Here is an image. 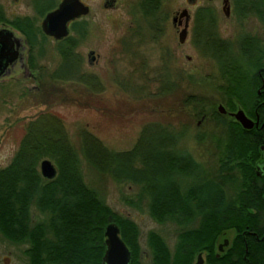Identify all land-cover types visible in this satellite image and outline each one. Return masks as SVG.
Here are the masks:
<instances>
[{"label":"trees","instance_id":"trees-1","mask_svg":"<svg viewBox=\"0 0 264 264\" xmlns=\"http://www.w3.org/2000/svg\"><path fill=\"white\" fill-rule=\"evenodd\" d=\"M235 4L243 13L256 14L264 25V0H235ZM209 13V17L200 19H208V27L200 22L194 27L199 31L194 46L220 71L224 82L219 90L226 109L240 107L253 116L252 103L258 97L259 85L256 72L264 67V44L250 35H240L233 42L223 39L214 24V12L210 9ZM56 50L65 59L60 69L72 67L68 46L57 45ZM46 76L50 80L77 81V76L57 71ZM140 78L145 83L143 88L137 83L130 87L138 90V97L148 95L144 88L153 81L148 74ZM79 80L90 91L103 90L94 75L83 74ZM182 102L175 112L184 114L191 105L186 110V122L174 127L158 121L145 123L132 147L123 151L108 148L85 126L78 127L76 144L63 120L47 111L50 108L30 118L13 157L0 168L2 236L11 243L28 244L24 251L27 264H101L103 230L107 223L115 222L131 252L130 264H142L137 224L113 211L85 181L83 162L101 177L107 175L117 183L136 186L135 205L146 204L149 215L158 223L173 222L185 229L196 214L199 216L198 230L179 234L174 255L164 238L150 231L147 246L151 264H188L190 241L201 245L203 239L211 249L223 229L256 227L253 222L258 219L244 214L264 213V169L257 167L264 136L256 128L241 127L215 105L207 106L203 96L194 94ZM201 115L221 125L223 134L196 130L193 121ZM188 133L198 142L210 138L216 166L213 171L182 144ZM46 158L58 169L51 180L43 178L38 169L39 162ZM34 210L40 218H35Z\"/></svg>","mask_w":264,"mask_h":264},{"label":"flooded vegetation","instance_id":"flooded-vegetation-1","mask_svg":"<svg viewBox=\"0 0 264 264\" xmlns=\"http://www.w3.org/2000/svg\"><path fill=\"white\" fill-rule=\"evenodd\" d=\"M64 1L0 0V66L4 65L3 70L0 72V79L12 77L19 72L39 84H44L43 77L48 72L50 74L57 71L62 75L77 76V82L82 85L84 84L79 79L83 74L94 75L100 80L98 73L93 70V67L101 59L100 54L97 53L95 48H90L87 52L83 49L84 44L87 42L90 46V39L98 34V15L94 9L98 1L77 0V2L88 8V12L69 18L66 21L67 35L57 38L44 31L43 23L48 14L59 9ZM165 1L168 0H100L98 3L105 12L106 10H120L121 18H124L121 24L122 28H120L123 32L115 45L111 42L107 56L110 70L114 71V76H121V79L122 76L126 77L122 79L123 89L134 86L136 82L137 87L143 88L145 83L140 80V77L152 74V83L155 85L159 99L177 92L176 90L180 87L179 79L183 76V70L181 72L176 67L178 47L184 45L188 40L194 45L195 37L199 34V31L196 32L194 27L199 22V25L208 27V19L203 21L200 19L205 16L209 17L210 9L214 12V24L218 28L219 34L221 21L231 18L237 20L239 29H237L234 39L222 37L220 34L223 39H229L233 42L240 35H250L258 39L260 44H264L263 21L258 19L257 15L251 11L243 13L241 8L236 9L235 0H228V13L223 9L224 0H221L222 13H217L216 9L210 6V3L217 0H207L208 5H198V0H186L187 7L175 6L170 9L164 4ZM68 2L72 11H75L76 0H68ZM251 20H255V25H253L254 23L248 25ZM50 22L54 25L55 30L61 26L62 18L59 16ZM183 29L185 30V36L183 42H180V33ZM96 40L94 39L95 42ZM49 43H54L55 48L57 45H63L64 48L68 46L69 58H72L70 64L72 67L60 69L59 65L65 59L57 51L59 63L54 68H48L44 63H41L46 59L47 44ZM2 44L3 50L1 52ZM153 54L155 56L152 63ZM186 58L190 59L191 57L186 55ZM113 61H115L114 64ZM85 64L89 67H85ZM214 72L216 73H208L207 76L213 75L211 78L216 76L213 80L219 82V85L215 87L220 92L219 89L224 80L217 67ZM256 73L259 76V85L256 88L258 97L252 103V113L254 115L244 112L255 122L252 128L260 130V135L263 137L264 67H260ZM192 74L189 71L186 72L185 78H192ZM132 80L135 81L133 85L131 84ZM32 86L28 87L27 90L30 91L34 87ZM35 87L39 88L36 85ZM84 87L87 86L84 85ZM191 95H194V93L187 94L183 99L180 98L178 102L182 104V101ZM219 104L222 103L218 102L216 108ZM172 108L174 107L170 105L164 113L170 112ZM232 111L226 109V112L222 114L234 119L229 114ZM203 120L204 116L201 115L196 119L195 125L200 126ZM260 149L258 170L264 169V145H260ZM257 173L260 175V171H257ZM244 215L258 219L253 222L256 227L252 229L249 226L241 229H223L216 235L211 249L209 243L203 239L201 245H194L195 243L190 241L188 245V264H264V213L253 211ZM199 225L200 219L197 214L188 223L189 228L181 229L177 225V233L171 249L172 255L176 252L179 234L185 231L198 230ZM147 264H151V260Z\"/></svg>","mask_w":264,"mask_h":264},{"label":"rangeland","instance_id":"rangeland-1","mask_svg":"<svg viewBox=\"0 0 264 264\" xmlns=\"http://www.w3.org/2000/svg\"><path fill=\"white\" fill-rule=\"evenodd\" d=\"M96 1L100 2V0ZM198 1V5L209 4L207 0ZM98 3L94 4L98 15V34L90 39V46L86 42L83 49L87 52L90 48H95L100 54L101 59L93 67V70L98 73L103 90L94 93L77 81L50 80L46 75L43 77L44 84H39L19 72L12 77L0 79V168L10 162L17 150L25 133L26 122L38 113L45 111L46 108H50L47 111L63 120L71 139L76 144L79 142L76 135L77 129L80 126H85L108 148L123 151L132 147L145 123L158 121L165 125L176 126L180 121L186 122L188 119L186 110L191 105L181 115L176 114L175 107L180 108L183 105L178 101L187 94L194 93L205 97L207 106H216L218 102L222 103L223 96L215 87L219 85V82L213 80L216 76L213 78H211L213 75L207 76L208 73H216L214 72L216 71L214 61L202 55L190 40L178 47L176 67L181 72L183 70V76L179 79L180 87L176 90L177 92L159 99L152 82L144 88L148 95L140 97H138V90L123 89L122 79L126 77L122 76L121 79V76H114V71L110 70L107 56L111 42L115 45L123 32L120 28H122L121 24L124 18H121L120 10H106L105 12ZM164 4L169 9L175 6H188L186 0H168ZM210 4L217 13H222L221 0ZM255 23V20H251L248 25H255ZM238 26L235 18L224 19L219 26L221 36L234 39L237 29H239ZM94 39H97L96 42ZM47 49L46 59L41 63H44L48 68H54L59 63L55 44H47ZM186 55L191 58L187 59ZM154 56L155 54L152 55V63ZM114 63L115 61H113ZM85 67L89 66L85 64ZM188 71L193 74L192 78L186 79L185 75ZM70 76L74 77V75ZM148 76L151 77L152 74ZM132 82L135 81L132 80ZM30 86L33 88L28 91L27 88ZM170 105L174 107L173 111L171 109L165 114V110ZM196 119L193 121V127L196 130L213 132L217 136L223 134L222 126L215 120L204 119L200 126H196ZM182 144L186 145L195 158L201 161L207 169L211 171L215 169V161L212 157L213 144L210 138L198 142L188 133L182 139ZM82 172L85 181L100 193L113 211L127 216L137 224L140 231V262L142 264H147L151 260L147 246V235L150 231L161 235L170 250L172 249L177 225L173 222L158 223L149 215L146 204L142 203L139 207L136 206L134 202L135 194L138 191L136 186L130 183H117L107 175L101 177L91 171L84 162L82 163ZM228 189L230 190V188ZM229 190L228 194L231 193ZM33 215L35 218H40L39 213L35 210ZM27 247L26 243L9 242L0 233V264H27L28 256L24 253Z\"/></svg>","mask_w":264,"mask_h":264},{"label":"water","instance_id":"water-1","mask_svg":"<svg viewBox=\"0 0 264 264\" xmlns=\"http://www.w3.org/2000/svg\"><path fill=\"white\" fill-rule=\"evenodd\" d=\"M68 0H65L60 8L51 12L46 17V20L43 23L44 31L49 35H54L57 38H61L67 35L68 29L66 26V21L69 18H73L74 16L79 15L80 13H87L88 8L83 4L77 2L75 4V11H72L68 4ZM223 9H225L226 13H228L229 7L227 5L228 0H224ZM62 18L61 26L54 30V25L50 24L51 20L57 18ZM49 21V22H48ZM185 36V30L183 29L180 33V42H183V38ZM3 48V44L1 46V52ZM4 65L0 66V72L3 70ZM217 110L220 113H225L226 109L222 104L217 106ZM231 116L234 117L236 121H238L241 126L245 129H250L254 125V121L249 118L242 108H238L235 111L229 112ZM39 171L43 178L51 180L56 177L58 173V169L56 165L49 159H42L39 163ZM103 235L105 237L104 244L105 249L101 259V264H129L131 260V252L128 246L120 237V228L115 222H109L105 225L103 230Z\"/></svg>","mask_w":264,"mask_h":264},{"label":"bare ground","instance_id":"bare-ground-1","mask_svg":"<svg viewBox=\"0 0 264 264\" xmlns=\"http://www.w3.org/2000/svg\"><path fill=\"white\" fill-rule=\"evenodd\" d=\"M46 159H48V158H46ZM49 160H51V159H49ZM52 161V160H51ZM53 162V161H52ZM54 163V162H53ZM55 164V163H54ZM118 225V224H117ZM122 239V238H121ZM131 261V260H130ZM130 264V263H129Z\"/></svg>","mask_w":264,"mask_h":264}]
</instances>
